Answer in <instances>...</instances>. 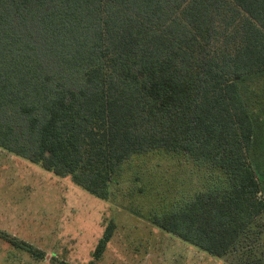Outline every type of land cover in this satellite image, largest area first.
<instances>
[{
	"label": "trees",
	"instance_id": "obj_1",
	"mask_svg": "<svg viewBox=\"0 0 264 264\" xmlns=\"http://www.w3.org/2000/svg\"><path fill=\"white\" fill-rule=\"evenodd\" d=\"M0 148L104 200L133 157L198 161L214 180L148 222L264 264V0H0Z\"/></svg>",
	"mask_w": 264,
	"mask_h": 264
},
{
	"label": "rangeland",
	"instance_id": "obj_2",
	"mask_svg": "<svg viewBox=\"0 0 264 264\" xmlns=\"http://www.w3.org/2000/svg\"><path fill=\"white\" fill-rule=\"evenodd\" d=\"M180 158L165 152L133 157L122 172L130 181L104 200L0 148V232L36 250L14 248L0 236V264H88L111 220L113 237L95 264H242L240 252L218 258L148 222L157 207L214 180L212 169ZM258 229L264 241V215Z\"/></svg>",
	"mask_w": 264,
	"mask_h": 264
}]
</instances>
